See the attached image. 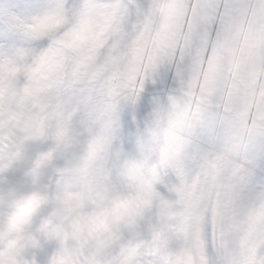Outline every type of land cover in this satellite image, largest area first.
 <instances>
[{
	"label": "clouds",
	"instance_id": "1",
	"mask_svg": "<svg viewBox=\"0 0 264 264\" xmlns=\"http://www.w3.org/2000/svg\"><path fill=\"white\" fill-rule=\"evenodd\" d=\"M0 264H264V0H0Z\"/></svg>",
	"mask_w": 264,
	"mask_h": 264
}]
</instances>
